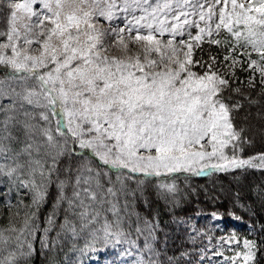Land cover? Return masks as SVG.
I'll return each instance as SVG.
<instances>
[{
  "label": "snow or ice",
  "instance_id": "obj_1",
  "mask_svg": "<svg viewBox=\"0 0 264 264\" xmlns=\"http://www.w3.org/2000/svg\"><path fill=\"white\" fill-rule=\"evenodd\" d=\"M257 143L264 0H0V264H30L37 240L54 248L58 220L57 239L120 243L129 197L264 172V151L244 155Z\"/></svg>",
  "mask_w": 264,
  "mask_h": 264
},
{
  "label": "trees",
  "instance_id": "obj_2",
  "mask_svg": "<svg viewBox=\"0 0 264 264\" xmlns=\"http://www.w3.org/2000/svg\"><path fill=\"white\" fill-rule=\"evenodd\" d=\"M260 151H264V144L257 143L255 147L247 149L244 155ZM176 184L178 190L174 194L162 196L154 184H148L143 195L137 194L135 199L129 197L128 214L121 213L124 215L122 227L125 235L121 237L120 243H105L100 240L92 248L86 249V234L73 238L70 234L61 233L57 239V233L60 232L58 220L57 227L48 234L50 242L56 240V246L53 248L50 244L49 248H41L37 240L30 264H88L94 259H101L103 264H137L141 258L157 261L158 264H198L201 257L207 254L209 241L216 242L226 236H230L228 240L231 242L254 240L257 244L254 264H264V203L261 202L264 194L257 200L264 190V172L238 170L229 174L190 176L187 180L180 175ZM227 187L231 193L230 198L218 194L214 199L206 197L211 190H223ZM0 191H8L6 184L0 183ZM15 197L16 193L13 191L7 199L15 203ZM3 199L5 198L0 196V200ZM24 200L27 203L29 198L24 196ZM51 208L52 200L49 199L41 210V228L45 227L44 219ZM0 212V223H6L7 209L0 206ZM212 213L250 224L254 231L236 229L220 232L210 223L209 214ZM109 218L111 219V214ZM145 220L149 221L148 226H145ZM137 227L141 229L139 233L136 231ZM168 233L171 239L166 238ZM37 235L42 236L43 233ZM131 241L135 244L130 243ZM146 241L151 245V251L145 248Z\"/></svg>",
  "mask_w": 264,
  "mask_h": 264
},
{
  "label": "rangeland",
  "instance_id": "obj_3",
  "mask_svg": "<svg viewBox=\"0 0 264 264\" xmlns=\"http://www.w3.org/2000/svg\"><path fill=\"white\" fill-rule=\"evenodd\" d=\"M216 194L220 195L221 197H227V198L231 197V193L228 191V187L223 190L222 189L211 190L210 192L206 194V197L210 199H214ZM263 194H264V190L261 192V194H259V196L257 197V200H259L260 195H263ZM254 197L256 198V194L254 195ZM261 202L264 203L263 198ZM170 204H171V201H170ZM262 215L264 216V212L262 213ZM209 218H210V223L216 227L215 229L220 230V232H226L228 230L234 231L232 228L228 227L229 223L231 224L233 228H236V229L249 228V231H254V227H252V225L249 224L248 226H246L244 222L239 221L232 217H221L220 214H217L214 217L212 213V214H209ZM170 236L171 235L168 233L166 238L171 239ZM229 237L230 236L221 237V239H219L216 242L209 241L208 243L209 255L202 257L201 261L198 264H226V263L232 264V261H230V259L224 254L225 249H227L228 251L234 252L233 257H236L235 262L237 264H243V262L241 263L239 261H243V253L245 252L244 243H243L244 240H241V241L235 240L234 242H231L228 240ZM251 241H254V240H251ZM217 253H221V254L218 255Z\"/></svg>",
  "mask_w": 264,
  "mask_h": 264
}]
</instances>
